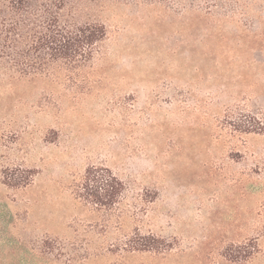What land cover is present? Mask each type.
I'll use <instances>...</instances> for the list:
<instances>
[{
  "label": "rangeland",
  "instance_id": "1",
  "mask_svg": "<svg viewBox=\"0 0 264 264\" xmlns=\"http://www.w3.org/2000/svg\"><path fill=\"white\" fill-rule=\"evenodd\" d=\"M68 11L107 30L74 79L0 61V264H264V0ZM91 166L124 182L114 209L78 198Z\"/></svg>",
  "mask_w": 264,
  "mask_h": 264
},
{
  "label": "trees",
  "instance_id": "2",
  "mask_svg": "<svg viewBox=\"0 0 264 264\" xmlns=\"http://www.w3.org/2000/svg\"><path fill=\"white\" fill-rule=\"evenodd\" d=\"M75 0H0V61L11 60L24 77L49 74L52 67H67L72 80L92 62L98 47L107 38L106 27L99 22H82L68 9ZM261 131V130H260ZM249 129L248 132H260ZM34 174L32 173L31 178ZM30 177L10 182L11 187H25ZM14 180V181H13ZM124 182L106 167H88L78 188V198L100 209L111 210L125 193ZM143 245L142 250H150ZM231 249L228 259L235 264H249L256 247Z\"/></svg>",
  "mask_w": 264,
  "mask_h": 264
}]
</instances>
